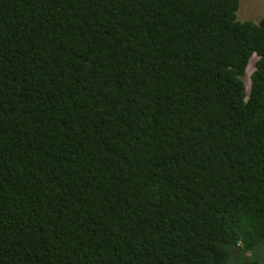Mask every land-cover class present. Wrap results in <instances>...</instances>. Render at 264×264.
<instances>
[{
    "label": "trees",
    "instance_id": "trees-1",
    "mask_svg": "<svg viewBox=\"0 0 264 264\" xmlns=\"http://www.w3.org/2000/svg\"><path fill=\"white\" fill-rule=\"evenodd\" d=\"M239 2L0 0V264H263Z\"/></svg>",
    "mask_w": 264,
    "mask_h": 264
},
{
    "label": "rangeland",
    "instance_id": "rangeland-1",
    "mask_svg": "<svg viewBox=\"0 0 264 264\" xmlns=\"http://www.w3.org/2000/svg\"><path fill=\"white\" fill-rule=\"evenodd\" d=\"M239 9L237 10V19L242 22L250 20L252 22H258L264 17V0H241ZM257 57L253 56L247 66V78L251 71L254 69V64ZM247 86H250V78L247 79ZM264 263V262H263Z\"/></svg>",
    "mask_w": 264,
    "mask_h": 264
},
{
    "label": "clouds",
    "instance_id": "clouds-1",
    "mask_svg": "<svg viewBox=\"0 0 264 264\" xmlns=\"http://www.w3.org/2000/svg\"><path fill=\"white\" fill-rule=\"evenodd\" d=\"M240 1H241V0H240ZM239 5H240V3H239ZM238 9H239V8H238ZM260 20H261V19H260ZM260 20H259V21H260ZM246 21L252 22V21H250V20H246ZM259 21H258V22H253V23H259ZM242 22H244V21H242ZM258 58H259V57H257L255 63L257 62ZM247 69H248V68H247ZM247 69H246V72H247ZM254 70H255V64H254V69L251 71V73H252ZM251 73H250V75H251ZM250 75H249V76H250ZM246 77H247V73H246ZM246 91L248 92V91H249V88L246 87ZM237 257H238V256H237ZM232 262H233V260H232ZM263 264H264V263H263Z\"/></svg>",
    "mask_w": 264,
    "mask_h": 264
},
{
    "label": "bare ground",
    "instance_id": "bare-ground-1",
    "mask_svg": "<svg viewBox=\"0 0 264 264\" xmlns=\"http://www.w3.org/2000/svg\"><path fill=\"white\" fill-rule=\"evenodd\" d=\"M255 56V55H254Z\"/></svg>",
    "mask_w": 264,
    "mask_h": 264
}]
</instances>
